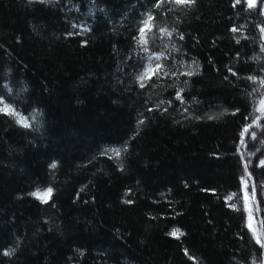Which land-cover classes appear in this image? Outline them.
Here are the masks:
<instances>
[{"label":"trees","instance_id":"trees-1","mask_svg":"<svg viewBox=\"0 0 264 264\" xmlns=\"http://www.w3.org/2000/svg\"><path fill=\"white\" fill-rule=\"evenodd\" d=\"M156 3L0 0V264L264 261V0Z\"/></svg>","mask_w":264,"mask_h":264},{"label":"snow or ice","instance_id":"snow-or-ice-1","mask_svg":"<svg viewBox=\"0 0 264 264\" xmlns=\"http://www.w3.org/2000/svg\"><path fill=\"white\" fill-rule=\"evenodd\" d=\"M40 2H43V0H40ZM165 0H157V3L154 5L156 8L162 7L164 4ZM244 2L247 4V7L249 9H255L257 7V0H244ZM168 3L174 4L179 7H186V6H191L192 4L195 3V0H168ZM236 3L239 4L240 0H236ZM235 6V4L233 5ZM156 19V17L149 12L147 14V18L141 22L142 26L138 28V36L134 37L136 39L137 44L141 46L145 51H147V45H148V38H147V33L152 32L154 28L153 21ZM75 27V25H73ZM233 32L237 31L235 28L232 29ZM161 34H167L169 37H171V33L168 32L167 29L161 28L160 29ZM261 32L264 33V28H261ZM180 39H183V36L180 37ZM264 51V49H262ZM151 60L152 57H149ZM155 59L158 61L161 59L160 56H156ZM229 72L231 73L232 76H237V73L235 71H232L229 69ZM167 75V71L164 69V66L162 64H155L154 66L149 63L147 66H145V70L141 72L138 77H137V82L140 84V86L143 88L145 86L144 81L148 80L151 81L154 76L158 75ZM183 75L190 76L192 75L191 72H185ZM227 79V76L225 77ZM248 80H254L253 77L249 76L247 77ZM261 84L264 85V80L261 81ZM7 88V86H5ZM178 100L182 101L181 95L178 93L177 97ZM151 111V109H149ZM260 113L264 114V99L260 101L259 107L257 109ZM239 109H237V112ZM0 114L15 118L16 122L21 125L23 128H29L30 124L27 121V118L21 115L19 112H17L16 109H14L10 104L6 103L2 98H0ZM244 119H248L247 116L244 117ZM259 119L260 117L256 118V126H259ZM140 124H143L144 121L141 120L139 122ZM244 127L243 132L248 133L249 128ZM252 138H256L255 132L252 133ZM113 151H116V154L119 155V150L113 149ZM261 166H264V160L261 162ZM55 164H52V167H55ZM242 184H244L245 192H244V200H245V207L248 212V217H247V228L248 230L252 233V236L255 240V244L259 246L257 249L258 252H260V256L257 257V259H260L261 257H264V233L257 232L256 228L254 227V217L252 215V209L248 207L250 204V198L248 196L247 192V184L244 183V181H241ZM52 189L47 188L43 193L36 192L32 193V195L36 196L37 199L41 200L42 202L47 203L48 199L51 197L52 194ZM255 196V187H253V198ZM9 252H5L4 255H9ZM253 264H256V261H253ZM261 264H264V261H261Z\"/></svg>","mask_w":264,"mask_h":264},{"label":"rangeland","instance_id":"rangeland-1","mask_svg":"<svg viewBox=\"0 0 264 264\" xmlns=\"http://www.w3.org/2000/svg\"><path fill=\"white\" fill-rule=\"evenodd\" d=\"M254 227L256 228L257 232H259L258 231V225H257V222L255 221V218H254Z\"/></svg>","mask_w":264,"mask_h":264}]
</instances>
